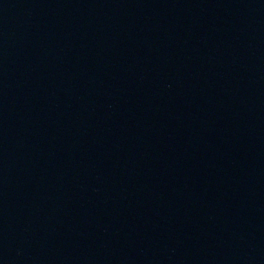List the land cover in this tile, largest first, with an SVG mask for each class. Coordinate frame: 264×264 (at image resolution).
I'll return each mask as SVG.
<instances>
[{"label": "water", "instance_id": "95a60500", "mask_svg": "<svg viewBox=\"0 0 264 264\" xmlns=\"http://www.w3.org/2000/svg\"><path fill=\"white\" fill-rule=\"evenodd\" d=\"M0 264H264V0H0Z\"/></svg>", "mask_w": 264, "mask_h": 264}]
</instances>
